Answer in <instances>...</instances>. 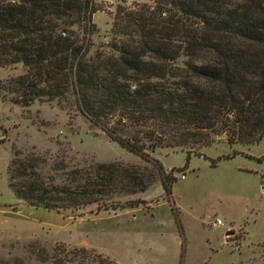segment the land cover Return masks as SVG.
<instances>
[{"label":"trees","instance_id":"trees-1","mask_svg":"<svg viewBox=\"0 0 264 264\" xmlns=\"http://www.w3.org/2000/svg\"><path fill=\"white\" fill-rule=\"evenodd\" d=\"M99 10L95 0H0V67L22 68L0 82L2 99L56 101L142 159L158 149L189 156L219 132L229 144L264 138V0L117 5L110 40L89 54ZM44 162H10L8 187L21 203L62 214H82L91 204L96 212L136 208L141 200L118 198L144 191L155 177L171 194L158 164L148 172L115 162L67 170L61 163L44 176ZM40 253L47 264H119L83 247Z\"/></svg>","mask_w":264,"mask_h":264},{"label":"rangeland","instance_id":"rangeland-1","mask_svg":"<svg viewBox=\"0 0 264 264\" xmlns=\"http://www.w3.org/2000/svg\"><path fill=\"white\" fill-rule=\"evenodd\" d=\"M133 1L143 0H95L101 10L92 16L97 32L89 54L110 40L116 6ZM21 72V66L0 67V82ZM2 95L0 90V264H47L39 260L40 250L49 254L59 246L83 247L119 264H264V138L229 144L219 132L189 156L158 149L142 159L56 101L20 106ZM25 156L45 160L39 168L44 176L61 163L67 170L115 162L148 172L158 164L171 179V194L155 177L144 191L118 198L141 200L136 208L96 212L91 204L82 214H62L31 207L8 187L10 162ZM62 172L56 171L60 178ZM216 218L223 224L213 226Z\"/></svg>","mask_w":264,"mask_h":264},{"label":"built area","instance_id":"built-area-1","mask_svg":"<svg viewBox=\"0 0 264 264\" xmlns=\"http://www.w3.org/2000/svg\"><path fill=\"white\" fill-rule=\"evenodd\" d=\"M222 224H223L222 220H221V219H218V218H216V219L212 222V225H213V226H220V225H222Z\"/></svg>","mask_w":264,"mask_h":264}]
</instances>
